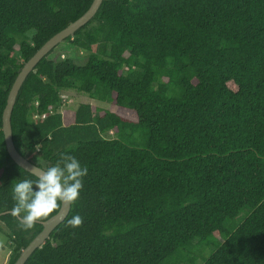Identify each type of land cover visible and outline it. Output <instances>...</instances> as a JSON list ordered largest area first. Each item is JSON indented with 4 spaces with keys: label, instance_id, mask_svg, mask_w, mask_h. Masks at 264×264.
Returning a JSON list of instances; mask_svg holds the SVG:
<instances>
[{
    "label": "trees",
    "instance_id": "trees-1",
    "mask_svg": "<svg viewBox=\"0 0 264 264\" xmlns=\"http://www.w3.org/2000/svg\"><path fill=\"white\" fill-rule=\"evenodd\" d=\"M91 2L0 0L6 264L42 229L10 214L12 184L36 176L6 151L7 94ZM63 41L84 61L51 58L55 46L37 62L12 108V140L43 169L67 153L88 173L24 264H264V0H102ZM66 90L108 106L62 111ZM77 214L83 224L67 226Z\"/></svg>",
    "mask_w": 264,
    "mask_h": 264
},
{
    "label": "clouds",
    "instance_id": "clouds-1",
    "mask_svg": "<svg viewBox=\"0 0 264 264\" xmlns=\"http://www.w3.org/2000/svg\"><path fill=\"white\" fill-rule=\"evenodd\" d=\"M31 172L36 176L35 180L23 179L12 184L15 203L10 214L17 218L23 230L47 220L62 206L70 207L79 198L88 168L82 167L75 156L61 153L55 165L46 169L34 167ZM82 224L83 218L78 214L67 221V226L72 228ZM2 244L0 240V246Z\"/></svg>",
    "mask_w": 264,
    "mask_h": 264
},
{
    "label": "water",
    "instance_id": "water-1",
    "mask_svg": "<svg viewBox=\"0 0 264 264\" xmlns=\"http://www.w3.org/2000/svg\"><path fill=\"white\" fill-rule=\"evenodd\" d=\"M102 0H92L88 9L77 19L70 22L60 31L56 32L49 39H47L34 53L31 55L22 65L17 75L15 76L13 83L8 91L6 104L2 111V132L4 135L5 147L10 158L24 170L32 174V168H41L38 165L31 162L27 157L21 155L16 149L12 140L11 130V112L15 103L18 91L27 77V75L33 71L37 62L44 56H46L56 45L63 41L69 35H73L75 30L87 23L92 16L96 13ZM70 207H63L57 210L47 220L40 221L42 229L29 241V243L20 251L17 259L13 264H24L30 254L38 247H40L45 240L49 237L51 231L61 223L69 212ZM4 213V212H2ZM0 213V214H2Z\"/></svg>",
    "mask_w": 264,
    "mask_h": 264
},
{
    "label": "rangeland",
    "instance_id": "rangeland-1",
    "mask_svg": "<svg viewBox=\"0 0 264 264\" xmlns=\"http://www.w3.org/2000/svg\"><path fill=\"white\" fill-rule=\"evenodd\" d=\"M72 57L76 62L82 63L84 61V53L80 50H75L73 47L69 45L66 41H61L50 54V57L53 59H57L60 57ZM62 97L65 99L63 101L64 104L60 107V109H70L73 110L79 103L88 102L95 104L97 106H108L107 103H102L96 100L89 98L87 95L76 92L74 90H66L61 93ZM106 136H111V133L105 134ZM36 161V158L34 159ZM4 227V226H2ZM0 240L3 241L2 246H0V264H6L8 255H9V246L7 243V238L4 233H0Z\"/></svg>",
    "mask_w": 264,
    "mask_h": 264
}]
</instances>
